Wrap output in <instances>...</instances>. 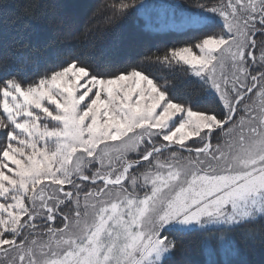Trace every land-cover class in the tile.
Segmentation results:
<instances>
[{
	"label": "snow or ice",
	"instance_id": "obj_1",
	"mask_svg": "<svg viewBox=\"0 0 264 264\" xmlns=\"http://www.w3.org/2000/svg\"><path fill=\"white\" fill-rule=\"evenodd\" d=\"M193 8L189 40L121 69L71 50L42 71L29 57V72L0 69V264H169L193 232L209 255L236 254L237 231L264 235V0ZM178 73L217 106L181 93Z\"/></svg>",
	"mask_w": 264,
	"mask_h": 264
},
{
	"label": "trees",
	"instance_id": "obj_2",
	"mask_svg": "<svg viewBox=\"0 0 264 264\" xmlns=\"http://www.w3.org/2000/svg\"><path fill=\"white\" fill-rule=\"evenodd\" d=\"M160 1L169 4L168 8L173 4L183 5L181 10L187 12L193 11L196 3V0ZM3 2L12 6L0 9V69L11 67L13 74L21 70L29 72L34 67L32 63L25 65L21 57L37 59L42 71L69 50L82 52L102 66L121 69L151 51H162L194 35L182 30L153 31L146 28L145 14L129 16L116 24L105 22L104 15H111L108 11L93 15L98 7L112 0H0ZM33 3L43 5L38 19H33L25 11ZM174 12L180 15L179 9ZM176 82L180 85V92L190 93L193 100H199L201 107L217 106L215 98L201 88L196 78L178 73ZM252 227L254 233L251 237L242 236L239 231L233 234L238 249L233 255H223L218 249L209 255L203 247L201 233L187 234L183 237V248L173 253L169 264H223L226 260L234 264H264V235L257 234L259 225ZM211 244L216 248L215 240Z\"/></svg>",
	"mask_w": 264,
	"mask_h": 264
},
{
	"label": "rangeland",
	"instance_id": "obj_3",
	"mask_svg": "<svg viewBox=\"0 0 264 264\" xmlns=\"http://www.w3.org/2000/svg\"><path fill=\"white\" fill-rule=\"evenodd\" d=\"M147 4L152 5L144 13L146 15V21L150 20L151 27L149 29L153 31L158 30H181L180 15L182 12H187L179 9L180 15H176L172 8H168L169 4L160 0H148ZM158 3V4H157Z\"/></svg>",
	"mask_w": 264,
	"mask_h": 264
},
{
	"label": "bare ground",
	"instance_id": "obj_4",
	"mask_svg": "<svg viewBox=\"0 0 264 264\" xmlns=\"http://www.w3.org/2000/svg\"><path fill=\"white\" fill-rule=\"evenodd\" d=\"M158 4V3H157ZM174 5V4H173ZM215 246V245H214ZM225 257V256H224ZM228 257V256H227Z\"/></svg>",
	"mask_w": 264,
	"mask_h": 264
}]
</instances>
